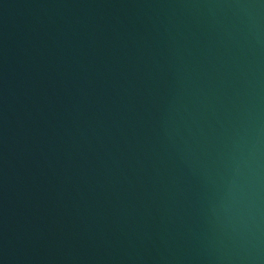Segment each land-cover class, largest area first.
Masks as SVG:
<instances>
[{
	"label": "water",
	"instance_id": "water-1",
	"mask_svg": "<svg viewBox=\"0 0 264 264\" xmlns=\"http://www.w3.org/2000/svg\"><path fill=\"white\" fill-rule=\"evenodd\" d=\"M0 264H264V0H0Z\"/></svg>",
	"mask_w": 264,
	"mask_h": 264
}]
</instances>
